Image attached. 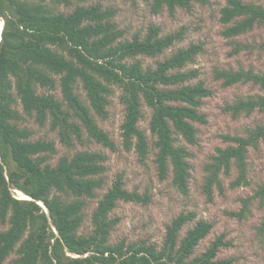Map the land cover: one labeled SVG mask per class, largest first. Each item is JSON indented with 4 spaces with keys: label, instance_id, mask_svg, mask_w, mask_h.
I'll use <instances>...</instances> for the list:
<instances>
[{
    "label": "trees",
    "instance_id": "1",
    "mask_svg": "<svg viewBox=\"0 0 264 264\" xmlns=\"http://www.w3.org/2000/svg\"><path fill=\"white\" fill-rule=\"evenodd\" d=\"M0 0L3 28L0 40V264L15 254L13 264H231L218 258L227 242L220 236L208 249L195 255L200 241L212 224L200 220L179 242L182 228L193 214L181 213L167 227L163 245L112 244L111 233L118 223L112 217L121 201L147 203L148 194L129 190L124 177L117 175L109 188L105 153L81 149L52 160L58 153L50 139H33V131L22 122L33 118L39 125L50 124L67 147L85 143L88 137L116 150L117 144L96 117H108L111 86L123 88L125 106L121 125L122 145L135 149L144 161L152 151L146 132L140 127L143 101L152 109L150 130L156 149L158 175L182 193L189 190L191 152L177 144L176 135L188 143L198 141L196 123L207 120L201 111L203 100L213 91L204 81L195 82L199 72L187 68L203 47L191 43L178 48L155 67H145L139 56L163 54L181 38L180 31L161 34L152 24L145 35L124 38L114 21L115 10L102 0ZM152 12L166 7L170 13L191 10L198 0H146ZM76 7L59 11V5ZM223 35L235 38L256 26H264V5L254 1L228 0L221 8ZM235 52L246 45L234 43ZM264 47V44H263ZM215 78L225 86L240 81L259 85L263 93L239 98L227 108L234 116L264 111V73L253 69L215 70ZM81 82L88 104L76 93ZM60 88L62 100L55 90ZM230 144L218 147L205 166L204 192L212 197L222 189L221 175L232 164L239 176L232 186L248 184L249 148L264 139V124L248 129L246 135H225ZM20 190L25 198L14 193ZM254 197L264 200V183ZM98 199L92 215V228L82 231L87 199ZM251 198L244 200L245 206ZM41 203V205H40ZM46 207V208H45ZM260 230L264 231V220Z\"/></svg>",
    "mask_w": 264,
    "mask_h": 264
},
{
    "label": "rangeland",
    "instance_id": "2",
    "mask_svg": "<svg viewBox=\"0 0 264 264\" xmlns=\"http://www.w3.org/2000/svg\"><path fill=\"white\" fill-rule=\"evenodd\" d=\"M98 0H86L82 4L95 3ZM254 1L264 5V0ZM106 7L115 10L114 21L123 31L124 38H132L134 34L145 35L149 26L156 24L161 28V34L166 35L180 31L182 36L173 46L163 54L139 56L145 67H155L157 62L169 57L178 48L188 47L191 43H200L202 51L194 63L187 68L199 72L196 81L202 80L212 89V95L203 100L201 111L206 114L204 123L197 122L198 141L188 143L182 136L176 135L177 144L186 145L191 156L189 190L182 193L173 184L172 171L167 179L158 175L155 162L156 149L153 146L154 137L150 130L152 109L143 101V118L140 127L146 132L152 151L142 161L136 150H127L122 145L121 125L124 120L125 106L121 95L123 88L119 85L111 86L109 96L108 117H96L99 125L107 131L116 142L117 149L113 150L102 146L100 143L85 138V143H76L70 148L61 143L58 133L50 128V124L39 125L33 118L26 117L22 122L33 131V139H50L57 144L58 153L52 160L55 164L59 157L70 154L76 150H98L106 154L107 170L104 174L106 186L99 191L104 193L117 175L124 177V182L129 190H136L149 195L147 203L121 201L112 212V217L118 218L110 242L112 244L124 242L129 244H153L160 248L163 245L167 227L172 220L181 213L193 214L180 231L179 242L200 220L212 224V229L203 238L196 248L195 255L206 251L210 244L223 236L227 242L220 248L218 258L232 259L231 264H264V231L260 230L264 220V200L254 197L257 189L264 183V139L256 146L249 148L247 159L248 184L232 186L233 181L239 176V170L232 164L230 173L221 175L222 189L214 188L212 197L204 192L203 185L206 176L205 166L218 147L225 148L230 141L225 135L243 136L249 128L264 124V111L256 109L251 114L234 116L228 110L239 98L263 93L259 85L253 82L240 81L230 86H225L222 80L215 78V70L243 68L253 69L264 73V26H256L252 31L235 38H226L223 35L225 25L220 21V11L228 0H198L194 1L191 10L177 9L174 13L165 7L160 13L151 10L150 3L146 0H102ZM72 5H59L58 10L65 13L71 12L76 7ZM3 28V19L0 17ZM246 45L235 52L234 43ZM76 93L80 99L88 104L86 92L81 82L76 84ZM55 94L62 100L60 88ZM14 193L19 198H25L20 190ZM251 198L245 206L244 200ZM98 199H87L84 211L85 221L82 231L88 232L92 228V215L97 206ZM46 208V207H45ZM4 228L0 224V231ZM16 255H11L4 264H13Z\"/></svg>",
    "mask_w": 264,
    "mask_h": 264
},
{
    "label": "bare ground",
    "instance_id": "3",
    "mask_svg": "<svg viewBox=\"0 0 264 264\" xmlns=\"http://www.w3.org/2000/svg\"><path fill=\"white\" fill-rule=\"evenodd\" d=\"M2 23L0 21V40H1Z\"/></svg>",
    "mask_w": 264,
    "mask_h": 264
},
{
    "label": "water",
    "instance_id": "4",
    "mask_svg": "<svg viewBox=\"0 0 264 264\" xmlns=\"http://www.w3.org/2000/svg\"><path fill=\"white\" fill-rule=\"evenodd\" d=\"M40 205H41V203H40Z\"/></svg>",
    "mask_w": 264,
    "mask_h": 264
}]
</instances>
